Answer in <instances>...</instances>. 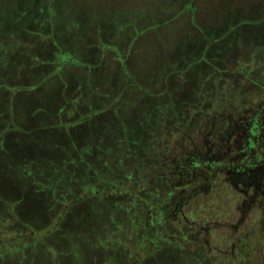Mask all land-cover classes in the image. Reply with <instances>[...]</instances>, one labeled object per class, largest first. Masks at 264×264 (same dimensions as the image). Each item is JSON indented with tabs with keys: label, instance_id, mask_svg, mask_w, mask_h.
Returning a JSON list of instances; mask_svg holds the SVG:
<instances>
[{
	"label": "rangeland",
	"instance_id": "1",
	"mask_svg": "<svg viewBox=\"0 0 264 264\" xmlns=\"http://www.w3.org/2000/svg\"><path fill=\"white\" fill-rule=\"evenodd\" d=\"M46 1L0 0V264H264V199L213 163L264 159L248 128L264 0L193 25L190 0ZM134 16L152 22L134 48L85 46L99 25L131 36Z\"/></svg>",
	"mask_w": 264,
	"mask_h": 264
},
{
	"label": "trees",
	"instance_id": "2",
	"mask_svg": "<svg viewBox=\"0 0 264 264\" xmlns=\"http://www.w3.org/2000/svg\"><path fill=\"white\" fill-rule=\"evenodd\" d=\"M218 8L219 7H217L215 10H218ZM214 12V11H213ZM212 12V13H213ZM209 23V22H208ZM208 23H206L207 25H208ZM190 33H192V32H190ZM193 35L195 34V33H192ZM201 58V55H199V59ZM249 69H253L254 67H260V69H261V74H262V76H253L252 77V79H251V81L252 82H254V83H256L257 85H252V87L251 88H253L252 90H254V91H252V93H254V95L255 96H257L259 99V102L261 103V104H263V108H262V106H261V108L258 110V112L255 114V118H254V124H253V126H252V128H250V131L252 132V134H253V136L257 139V140H262V139H264V137H263V133L262 132H264V65H257V66H253L252 64H250L249 66ZM251 67V68H250ZM250 70V71H251ZM251 72H253V71H251ZM233 77H236V76H232V78ZM214 79H215V77H214ZM212 81H214V80H212ZM237 81H238V86H239V88H243L246 84H249L250 82V80H247L246 78H242V79H237ZM263 83V84H262ZM256 89V90H255ZM217 90V88L215 87L214 89H212V91L214 92V94L212 95V96H214L215 95V91ZM239 94H237V96L235 97V99H237L238 100V98L239 97H242V98H245V96L246 95H242L241 96V94L238 96ZM203 100V99H202ZM202 100H200L198 103H197V108H199V106H201L199 103L200 102H202ZM257 100V101H258ZM232 101H234V102H237L236 100H232ZM259 103V104H260ZM206 107H209V106H206ZM193 109H196V108H193ZM183 114V112L182 111H175V112H173V115H175V118H176V121L175 122H172V123H175L176 125L178 124L179 126L181 125V126H185V125H183V121H185L186 123H188V119H185V117L182 115ZM190 115H192V114H190ZM198 119V118H197ZM172 123H170V125L172 124ZM163 129L165 130L166 128H162L161 129V131H163ZM181 134V133H180ZM257 135V136H256ZM164 136H165V133H164ZM164 136H162L161 138V142L162 143H164L163 142V139H164ZM258 142V145L260 146V145H263L264 144V142H261V141H257ZM256 145V144H255ZM254 144H253V142L249 145V147L250 146H253V147H255V148H257V146H255ZM174 147H177V145H174ZM252 147V148H253ZM260 149H261V146H260ZM173 150H175V148L173 149ZM105 152H106V150H105ZM260 151H258V149H255V151L254 152H251V154H252V156L251 157H249V158H246L245 157V155H243V154H241L237 159H236V161L234 162V163H231V164H228L227 162H228V159L227 158H224V159H220V160H216V158L213 160V163H215V164H218V168H220V167H222L223 169L225 168V169H229V168H231V167H234L235 169H233L232 170V173L233 174H231V175H229L228 177H229V180H230V185H226V183H225V185L231 190L230 192H232V191H234V189L232 188L233 186H232V181L231 180H237V181H239V179H241V174L243 173V170H245V171H247L246 172V176L245 177H253V175L254 176H257V175H255L254 173L255 172H252L255 168H256V166L257 165H260V164H262V162L260 161L261 159V157H259V155H258V153H259ZM139 153V152H138ZM134 157H137V158H140V159H142L141 158V156H140V154L138 155V156H134ZM156 157V156H155ZM154 158V157H153ZM262 161H264V160H262ZM211 162L212 161H210V164H211ZM212 166V165H211ZM249 170H251V171H249ZM213 175L212 176H210V182L213 180ZM221 182H223V181H221ZM220 182V183H221ZM215 186V185H214Z\"/></svg>",
	"mask_w": 264,
	"mask_h": 264
},
{
	"label": "crops",
	"instance_id": "3",
	"mask_svg": "<svg viewBox=\"0 0 264 264\" xmlns=\"http://www.w3.org/2000/svg\"><path fill=\"white\" fill-rule=\"evenodd\" d=\"M168 1L171 2V3L174 2L176 4L177 2L183 3V2H185L187 0H168ZM223 1L224 0H218L219 3L217 4V6H216V3H214V2L210 6V0H190L192 13H190L189 15H190V21H191L192 25H193V16H195L197 14H200V13L201 14L204 13L207 16H210V13L213 12L216 9V7L222 8V6H220V3L223 2ZM45 2L47 4H49V2H47L46 0H45ZM52 2H54V0H52ZM198 2L200 3V6H198V4H199ZM50 4H51V2H50ZM180 8H181V6L179 8H177L176 10L179 11ZM175 13H176V11L167 12L166 14L167 15L168 14L169 15H174ZM151 15H152V17L155 18L154 19V21H155L154 24H157V23L161 22V20H159V18H160V15L163 16L162 13H156V12L152 11ZM157 17H158V19H156ZM137 18H139V17H135L134 16V18L132 20L133 21V25H134V22L137 21V23H136V26H134L133 31L129 29L130 33H132L131 36H128L126 38L123 37V33L125 34V32H128V30L125 31V32L124 31L112 32L110 28H106V27H103V26L99 25V26H97V28L94 31H92V34L90 35V38H89V40H88V42H87V44L85 46L89 47V45H95V46L100 47L101 45L99 46V44H97V43L100 42V41L102 42V40H103V41H107V44L110 46V48H118V49H120V48H124V49L134 48V46H131V44H130V41H131L130 39H132L133 35L135 34V31H136L137 34H139L140 31H144L148 27V25H150L152 23V22L151 23L149 22V24H147V23L145 24V21H142L140 23L141 19L140 18L137 19ZM49 26L46 27L44 30H47V31L49 30L51 32V28ZM40 30H42V29H38L37 31H40ZM100 38H102V40ZM123 39L126 42V44L122 43ZM138 40H140V39H138ZM54 41H55V43L52 41V43H53L52 46H56L59 49L66 47L65 44H62V40H58V41L54 40ZM108 42L109 43L111 42L112 45H110ZM48 43L49 42H46V41H39L37 43V46H41L42 48H44L46 46H49ZM101 47H105V46H101ZM92 49L93 50H97V48L95 49L94 47ZM67 53L68 54H73L72 52H69V51L65 52V54H67ZM112 53H114L112 55V58L114 60H116L115 58H118L117 57V53L116 52H112ZM85 55H88V54L85 53ZM104 55L105 54L102 53V51L101 52H98V51L95 52V58L102 59L104 57Z\"/></svg>",
	"mask_w": 264,
	"mask_h": 264
},
{
	"label": "flooded vegetation",
	"instance_id": "4",
	"mask_svg": "<svg viewBox=\"0 0 264 264\" xmlns=\"http://www.w3.org/2000/svg\"><path fill=\"white\" fill-rule=\"evenodd\" d=\"M259 103L257 105V108H255V110L250 108L251 110L249 109V111H251L252 113H257L258 110L261 108V106L263 108V104H261V103L259 104ZM253 124L254 123H252L248 127L250 134H252V132L250 131V128H252ZM228 125H230V124H228ZM228 129L230 130L231 128L228 127ZM262 133H263V137H264V132H262ZM233 135H234V133H233ZM229 137H231V133H230ZM236 143H238L237 140L234 141V144H236ZM260 146H261V150H262L263 146L262 145H260ZM258 155H259V157H261L260 161L262 162V164L257 165L253 171H255L257 168H263L264 167V161H262L264 159L262 158L263 155L261 154V151L258 153ZM249 171H251V170H249ZM246 172L247 171L243 170V173L241 174V179H239V181H238L239 184L242 186L240 191L245 196V199L248 202H250L251 204L260 205V204H262V199H264V174H262L261 176H258L256 173H254L257 176L253 175V177L251 178L250 176L245 177Z\"/></svg>",
	"mask_w": 264,
	"mask_h": 264
}]
</instances>
